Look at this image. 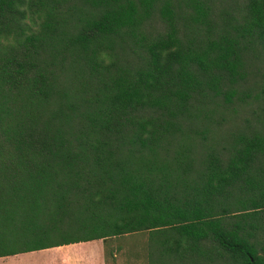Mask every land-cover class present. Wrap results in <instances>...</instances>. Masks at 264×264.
<instances>
[{"label": "trees", "instance_id": "trees-1", "mask_svg": "<svg viewBox=\"0 0 264 264\" xmlns=\"http://www.w3.org/2000/svg\"><path fill=\"white\" fill-rule=\"evenodd\" d=\"M234 13L0 0V258L146 232L147 264H264V81L256 128L211 118L264 55V0Z\"/></svg>", "mask_w": 264, "mask_h": 264}, {"label": "rangeland", "instance_id": "rangeland-1", "mask_svg": "<svg viewBox=\"0 0 264 264\" xmlns=\"http://www.w3.org/2000/svg\"><path fill=\"white\" fill-rule=\"evenodd\" d=\"M215 10L219 13H233L238 7L240 0H213ZM241 6V5H240ZM264 55L252 58L248 61V78L240 84L239 95L245 100L244 103L238 98L233 99L234 105L221 110V115L213 116L220 122L218 136L226 137L232 132L242 131L246 127L256 128L259 116H261V100H255L260 93L264 81ZM244 94H250L248 99ZM248 99V100H247ZM228 110V111H226ZM223 113V114H222ZM225 121V122H224ZM227 121H233L227 123ZM147 239L146 232L111 238L105 241L106 264H147ZM82 245L70 246L63 251L78 250ZM42 251V250H41ZM58 250L50 252L57 253ZM48 256L49 254H42ZM38 256V255H37Z\"/></svg>", "mask_w": 264, "mask_h": 264}, {"label": "crops", "instance_id": "crops-1", "mask_svg": "<svg viewBox=\"0 0 264 264\" xmlns=\"http://www.w3.org/2000/svg\"><path fill=\"white\" fill-rule=\"evenodd\" d=\"M82 245L78 250L63 251ZM58 250L57 253L50 251ZM42 254H49L48 256ZM38 255V256H37ZM0 264H106L103 241L95 240L0 258Z\"/></svg>", "mask_w": 264, "mask_h": 264}]
</instances>
